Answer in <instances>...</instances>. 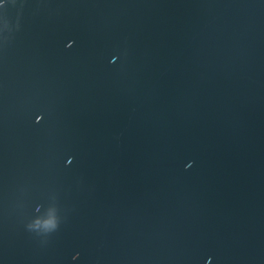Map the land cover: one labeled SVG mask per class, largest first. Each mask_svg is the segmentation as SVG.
<instances>
[{
  "label": "water",
  "instance_id": "obj_1",
  "mask_svg": "<svg viewBox=\"0 0 264 264\" xmlns=\"http://www.w3.org/2000/svg\"><path fill=\"white\" fill-rule=\"evenodd\" d=\"M0 264H264V0H0Z\"/></svg>",
  "mask_w": 264,
  "mask_h": 264
}]
</instances>
